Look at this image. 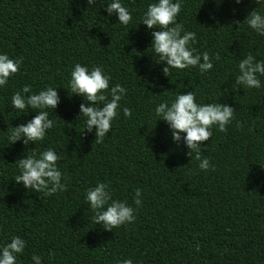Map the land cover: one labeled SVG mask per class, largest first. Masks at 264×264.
I'll list each match as a JSON object with an SVG mask.
<instances>
[{
	"label": "trees",
	"instance_id": "1",
	"mask_svg": "<svg viewBox=\"0 0 264 264\" xmlns=\"http://www.w3.org/2000/svg\"><path fill=\"white\" fill-rule=\"evenodd\" d=\"M107 2L92 9L86 0H0V52L23 57L0 88V245L13 235L26 241L18 264H32V254L41 255L42 264H116L124 258L133 264H264V87L233 85L237 59L247 53L264 59V36L243 22L256 7L264 11V0H184L177 21L196 33L198 51L220 58L207 73L190 67L168 77L151 53L150 32L139 24L149 0H123L132 11L127 26L107 16ZM75 63L102 66L110 86L127 90L120 103L131 115L118 109L99 143L94 127L84 131L78 117L81 97L67 89ZM24 84L32 92L55 86L60 97L53 110L60 120L27 146L23 138L8 139L11 127L38 111L12 109L11 95ZM191 90L198 103L218 100L235 111L225 131L213 126L202 142V156L214 165L207 171L182 143H172L164 121L155 122L156 104ZM45 148L60 155L66 189L26 192L12 180L13 163ZM97 181L109 182L113 197L134 208L133 222L112 231L95 225L84 193ZM137 188L139 206L133 203Z\"/></svg>",
	"mask_w": 264,
	"mask_h": 264
},
{
	"label": "clouds",
	"instance_id": "2",
	"mask_svg": "<svg viewBox=\"0 0 264 264\" xmlns=\"http://www.w3.org/2000/svg\"><path fill=\"white\" fill-rule=\"evenodd\" d=\"M184 0H149L140 17V23L150 32L151 53L157 64L163 62V74L168 77L172 70L198 68L201 74L213 69V60H219L216 53L210 57L208 51H198L196 33L186 30L182 22L177 21ZM239 4L241 0H234ZM257 3V0H255ZM88 8L96 9L100 0H86ZM108 17H116L119 24L127 26L132 20V11L123 0H109L102 4ZM246 25L255 33L264 36V11L257 7L249 12L244 19ZM138 24V25H139ZM237 59L236 75L233 81L237 88L261 89L264 87L260 77H264V59H258L251 53L243 54ZM23 57L12 59L7 53L0 52V88L8 84L9 78L19 70ZM110 75L102 66L88 67L75 63L70 72L67 89L81 97L78 106V117L84 124V131L92 132L97 143L109 133L112 121L118 115V109L125 117L131 115V109L121 105L126 94V88L119 83L110 86ZM233 85L230 87L233 90ZM187 86H184V88ZM224 94H227V89ZM12 109L24 113L26 109H34L35 115L24 123L11 127L8 139L14 143L22 139L27 146L30 142H38L45 138L47 130L54 127L56 120L53 110L60 102L57 87L46 85L43 89L32 92L29 84H24L11 95ZM154 116L167 125L173 144L181 143L187 149L186 155L199 161L198 168L207 171L214 168L207 157L202 156V142L208 141L215 126L220 132L226 130V125L234 118V109L226 103L215 100L210 103L197 102L196 93L179 91L171 100H161L154 106ZM28 113V112H27ZM50 113L53 118H50ZM62 121V120H61ZM155 124V123H154ZM10 143V144H11ZM60 155L53 148H45L39 153L27 152L17 159L15 164L17 174L13 181L21 185L26 192L52 195L66 189V175L58 167ZM2 162V161H0ZM87 209L92 212L91 220L106 231H112L123 224L135 220L134 208L126 201L113 197L110 184L107 181H97L88 187L84 193ZM141 189L134 191L133 203L141 204ZM26 241L17 235L0 245V264H18L19 256L23 254ZM52 253L49 250V258ZM32 264H42L41 255L30 256ZM116 264H133L131 258L117 260Z\"/></svg>",
	"mask_w": 264,
	"mask_h": 264
}]
</instances>
